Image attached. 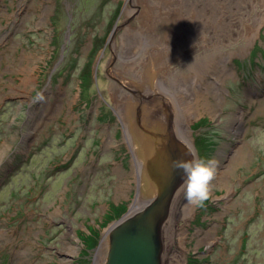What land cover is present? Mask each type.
Wrapping results in <instances>:
<instances>
[{
	"label": "rangeland",
	"instance_id": "obj_1",
	"mask_svg": "<svg viewBox=\"0 0 264 264\" xmlns=\"http://www.w3.org/2000/svg\"><path fill=\"white\" fill-rule=\"evenodd\" d=\"M237 1L0 0V264H94L106 226L136 195L143 205L159 193L160 139L113 96L115 85L124 89L119 80L142 89L153 79L154 68L138 81L126 65L152 32L173 43L152 48L158 74L176 72L166 80L169 100L177 82L196 85L184 76L209 57L208 81L221 86L186 119L197 157L218 168L210 199L179 220L169 255L184 264H264V0ZM200 5L215 13L201 18ZM202 20L206 47L178 46Z\"/></svg>",
	"mask_w": 264,
	"mask_h": 264
},
{
	"label": "bare ground",
	"instance_id": "obj_2",
	"mask_svg": "<svg viewBox=\"0 0 264 264\" xmlns=\"http://www.w3.org/2000/svg\"><path fill=\"white\" fill-rule=\"evenodd\" d=\"M230 4L231 7L236 8L239 3L237 0H230ZM197 12L201 18L203 17V19L208 17V15H213V13H215V11H211L201 5L198 6ZM254 21V27L258 28L263 21V16L261 15L260 19L257 17L254 18ZM205 24L206 22L202 20L196 25L194 31L184 29L183 37L177 40V45L188 46L190 49L196 46L200 48L206 47L209 40L208 34L210 33V29L209 26ZM189 28L191 29V26H189ZM151 35L153 40H149L148 38L143 47L144 50L138 53L136 59H132L126 65L128 72L138 81H144V78L148 77L147 72L151 70L150 67L154 68L155 72L153 71V79L149 81V84L146 83V85L141 82L143 84V90L141 88L137 89L132 81L128 79L119 80L117 83H120L124 89L115 85L116 87H114L113 96L116 108L123 112L127 106L130 105L132 111H135L138 125L141 126L143 123L145 125L148 124L151 131H153L152 134L160 139V148L163 149L167 162L164 184L159 193L152 199V203L147 206L144 204L141 205L137 202L139 196L136 195L134 206L131 207L130 212H132V216H139L142 213H146L145 219L155 230L159 242V264H184L183 255L180 256L179 263L176 261L174 262L172 255H169V251L172 243L175 245L174 237L177 236L180 240L179 235L182 232H178V228H181L179 226V220L188 217L191 214L193 206L187 203L183 191L180 188L183 175L182 170L173 169L172 162L180 158L190 160L193 156L197 157L191 139V131L189 130L186 119H189V116L195 114L197 108L208 107L207 102H203L201 107L197 106V103L199 102L198 99H206V95L209 93L218 95L221 91V86L215 82L208 81V67L215 60L214 58L209 57L210 61H208L202 68L198 69V72L195 71L194 74L187 73L184 76L193 80V84H196V87L193 86L192 88H189L188 86H185L182 88L178 86V82L176 83L175 90L177 95L176 102L173 101V104V102L168 99L171 93L166 88V80H173V75H175L176 72L171 70H161L162 74H158L157 69L161 67L162 62H157V60L154 59L153 56L156 52L152 50L153 46L159 45H162V48L169 50L173 47V43H157V41H161L160 38L153 32ZM181 77H183V75ZM210 89L212 90L211 92L209 91ZM132 91L134 93H132ZM127 132L132 139L133 134L130 133L129 129H127ZM137 160L142 163L143 167V161L138 159L137 155L134 154L135 167ZM138 169L139 164H137V170ZM176 205L177 212H173V207ZM168 224L170 226L172 224V229L170 228V230H172L171 243H166L163 240L164 226L167 227ZM109 237L110 233L105 231L94 255V264H100L104 258L105 249H107L109 245ZM70 251L72 252L73 250L71 249ZM173 251L177 252V249H173Z\"/></svg>",
	"mask_w": 264,
	"mask_h": 264
},
{
	"label": "water",
	"instance_id": "obj_3",
	"mask_svg": "<svg viewBox=\"0 0 264 264\" xmlns=\"http://www.w3.org/2000/svg\"><path fill=\"white\" fill-rule=\"evenodd\" d=\"M152 201L146 200L144 205L147 206ZM134 203L135 201L124 214L106 226L104 232L108 231L110 237L103 264H159L156 232L147 223L146 213L132 216L130 209Z\"/></svg>",
	"mask_w": 264,
	"mask_h": 264
},
{
	"label": "clouds",
	"instance_id": "obj_4",
	"mask_svg": "<svg viewBox=\"0 0 264 264\" xmlns=\"http://www.w3.org/2000/svg\"><path fill=\"white\" fill-rule=\"evenodd\" d=\"M172 166L175 170H182L180 188L187 203L196 208L203 207L211 197L218 161L215 158L193 156L190 160L176 159Z\"/></svg>",
	"mask_w": 264,
	"mask_h": 264
},
{
	"label": "trees",
	"instance_id": "obj_5",
	"mask_svg": "<svg viewBox=\"0 0 264 264\" xmlns=\"http://www.w3.org/2000/svg\"><path fill=\"white\" fill-rule=\"evenodd\" d=\"M108 219H110V218H108ZM92 241H93V244H95V243H96V241H97V239H93Z\"/></svg>",
	"mask_w": 264,
	"mask_h": 264
}]
</instances>
